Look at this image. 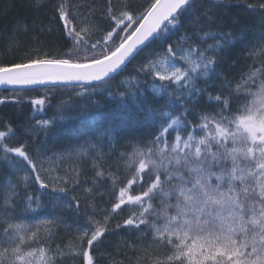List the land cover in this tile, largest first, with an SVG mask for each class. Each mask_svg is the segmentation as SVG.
Here are the masks:
<instances>
[{"label": "snow or ice", "instance_id": "obj_1", "mask_svg": "<svg viewBox=\"0 0 264 264\" xmlns=\"http://www.w3.org/2000/svg\"><path fill=\"white\" fill-rule=\"evenodd\" d=\"M29 6L37 12L31 24L17 21L2 34L3 52L27 50L0 61V85L60 83L76 95L60 101L52 118L19 130L5 121L0 128V162L13 173L0 183V264H63L75 257L101 264L110 255L107 236L117 230L127 233L117 251L142 253L135 264H264V2L104 0L98 6L95 0H29ZM233 6L244 11L233 15L227 11ZM41 10L51 12L47 23ZM29 33L36 35L26 45L20 37ZM53 33L71 46L49 48L40 37ZM157 42L163 51L145 56L135 75L121 82L124 91L103 88L136 110L108 114L90 133L70 135L61 151L48 155V138L69 118L68 109L75 111L72 119L88 116L89 104L75 100L99 105L91 97ZM237 44L253 63L233 86L219 69ZM143 78L151 79L150 91L162 105L149 102ZM9 99L23 103L13 96L0 97V104ZM52 99L28 102L39 113ZM201 99L214 108L202 109ZM18 139L23 142L10 145ZM85 158L87 169L81 166ZM67 160L77 163L60 168ZM33 183L52 203L46 217L29 221L46 207L31 193ZM125 209L127 217L110 228ZM65 213L75 225V241L53 248V228L70 227Z\"/></svg>", "mask_w": 264, "mask_h": 264}, {"label": "trees", "instance_id": "obj_2", "mask_svg": "<svg viewBox=\"0 0 264 264\" xmlns=\"http://www.w3.org/2000/svg\"><path fill=\"white\" fill-rule=\"evenodd\" d=\"M98 1V0H97ZM104 3V0H99ZM249 3H260L264 2V0H248ZM229 13L233 15L237 13H242L244 11L243 7H229L227 9ZM51 15L50 10H41L39 12L40 18L47 23L48 17ZM37 16V12L35 9L29 6V0H0V61H9L16 59L20 56L21 52L26 51V48H21L19 51L14 53H5L2 51L4 48V41L3 35L4 33H10L13 26L16 24L17 21L23 20L26 23L31 24V21ZM254 17H244L243 22L247 24L254 23ZM183 29L180 33L176 35H171L168 43H174L177 40V36L182 34ZM36 35L35 33H29L26 36L21 35L20 39L27 45L31 41V37ZM41 40L46 41L47 45L51 49H56L57 51H63L65 48L70 47V41L64 40L62 36L58 35L57 33H53L52 35H42L40 37ZM207 43H211V40H208ZM156 44H159L157 42ZM154 45V44H153ZM152 46V45H151ZM161 46V45H160ZM148 49V48H147ZM146 50V49H145ZM247 52V49L241 47L237 44L233 49V54L231 55L230 59L225 62L224 66H222L219 71L225 73V75L230 79L233 80V86L236 82H238L239 74L241 72L247 71V65L253 63L252 59H245L244 53ZM144 52H141L143 54ZM140 55L136 56L138 58ZM257 60L260 57H256ZM235 60L236 64L234 67H229L231 62ZM134 60L128 64L127 68L122 71L119 75L115 76V79L109 81L108 85L102 86L100 94L91 97L93 101H99V105L89 104V112L87 118L84 119H72L71 117L75 116V111L73 109H68L66 116L69 117L64 121L58 122V127L54 128L52 133L50 134L48 140L50 143L48 145L47 153L51 155L52 152H59L66 146V141L68 140L70 135H87L92 131V129L105 119L108 114L111 113H119L121 115H129L130 113L134 112L135 104L133 102L127 103V105L122 104L118 101H113L111 98L107 97L103 92V88H107L109 91H124L125 89L120 87V80L122 76H134L136 66L133 65ZM147 80L148 88L146 91L148 92V99L150 103H153L154 106H159L163 104V100L159 97L154 96V94L150 91L151 87V79L150 78H143ZM199 83L203 84L204 82L201 80ZM145 85L142 84L141 87ZM78 90V89H77ZM208 91L213 92L215 94L216 90L209 88ZM65 92H75L73 91L72 86L64 87L62 85H48L43 86L41 88L35 89H25V90H0V97H13L18 96L23 98V103L16 104L9 99L8 102L4 104H0V128L3 127L4 122H8L12 125L13 128L19 130L20 125L35 123V120L49 118L57 115L56 113V105L62 101L61 96ZM45 95H50L53 97L51 100V107H45L42 112H35L34 106L28 102V98L31 97L33 99ZM202 109L207 108L208 110H212L214 108L213 105L208 104L205 99H201L199 102ZM189 119L193 121V123H197L198 121L194 116H189ZM154 131V130H153ZM171 140V136L169 137ZM22 139L12 140L9 141L11 146H16L19 143H22ZM33 146H29V151H32ZM122 151H130L129 148L121 147ZM77 163V162H76ZM81 166L85 169L88 168V160L85 158L81 162ZM11 169L5 162H0V183H3L5 177L9 175ZM88 175H91V172H88ZM10 176V175H9ZM79 195L82 193L79 192ZM98 199H100L98 197ZM104 200L109 199V197H103ZM105 208H110V204H103ZM129 214V210L125 209L123 212H120L118 215L114 216V222L110 224V228H114V224L116 222H122L124 218L127 217ZM68 217L67 225L59 224L54 228V233L57 239L62 241L64 244H69L70 242H74L76 238V231L75 225L72 222V218L70 214L65 213ZM99 218V217H98ZM127 233L124 231H114L107 236V241L104 246V251L109 253L110 255L106 256L101 264H110V261L114 258L118 261H122V264H135V261L138 257L142 255V253L138 250H128L125 254L124 250L121 248L119 251L114 247L117 245L118 242H121ZM131 239V237H128ZM135 243V241H133ZM63 264H82L81 258H76V261L70 262H63Z\"/></svg>", "mask_w": 264, "mask_h": 264}, {"label": "rangeland", "instance_id": "obj_3", "mask_svg": "<svg viewBox=\"0 0 264 264\" xmlns=\"http://www.w3.org/2000/svg\"><path fill=\"white\" fill-rule=\"evenodd\" d=\"M95 2L97 3L98 6H99V5H102V2H100L99 0H98V1L95 0ZM97 38H98V37H97ZM153 50H155V51H163V48H162L159 44H154V45L150 46L148 49H146V50L144 51L143 54H141L138 58H136V59L134 60L133 65L137 66L139 63H142V62L144 61V59H145V56H146L148 53L152 52ZM128 77H129V76H127V75L123 76V77L121 78V80H120V83L123 82V81H125ZM75 95H76L75 92H72V93H70V92H69V93H68V92H65V93L61 96V100H64V99H66L67 97H73V98H75ZM75 103H76L77 105H79V104H88V103H89V100H88V99L75 100ZM48 145H49V144H48ZM47 154L49 155V153H47ZM76 162H77V161H75V160H67V161H64V162H62V163L60 164V168H66V167L72 166V165L75 164ZM59 170H60V169H58V171H59ZM61 174H63V172H61ZM9 175L12 176L13 173L10 172ZM9 175H8V176H9ZM20 175H23V173H20ZM13 178H14V177H13ZM45 179H47V177H45ZM30 190H31V193H32L33 195H40L41 200L43 201V204L46 205V207H45V209L42 211V215H41V216H39V217H32L31 215H29V216L27 217V219H28L29 221H31L32 219H39V218H42V217H46V216L51 212V203H52L51 198L48 197V196H46V195H44V192H45L46 190H41V189H39V185H38V184H35V183L31 184V186H30ZM54 228H56V226H55ZM54 228H53L52 247L55 248V246L58 244V245L61 246V248H64L67 244H64L62 241H60L59 239L56 238L55 233H54V230H55ZM76 258H79V257H75V258H66L63 262H70V261H72V260H73V261H76Z\"/></svg>", "mask_w": 264, "mask_h": 264}, {"label": "water", "instance_id": "obj_4", "mask_svg": "<svg viewBox=\"0 0 264 264\" xmlns=\"http://www.w3.org/2000/svg\"><path fill=\"white\" fill-rule=\"evenodd\" d=\"M46 85H61L60 83H48V84H38V85H25V86H12V85H0V90L3 89H29V88H39Z\"/></svg>", "mask_w": 264, "mask_h": 264}, {"label": "bare ground", "instance_id": "obj_5", "mask_svg": "<svg viewBox=\"0 0 264 264\" xmlns=\"http://www.w3.org/2000/svg\"><path fill=\"white\" fill-rule=\"evenodd\" d=\"M49 118H52V117H49ZM47 142H48V144H49V143H50V140H48Z\"/></svg>", "mask_w": 264, "mask_h": 264}]
</instances>
